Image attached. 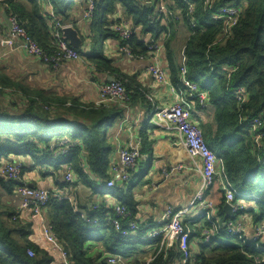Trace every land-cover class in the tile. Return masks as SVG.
<instances>
[{
    "label": "trees",
    "instance_id": "1",
    "mask_svg": "<svg viewBox=\"0 0 264 264\" xmlns=\"http://www.w3.org/2000/svg\"><path fill=\"white\" fill-rule=\"evenodd\" d=\"M93 1L91 20L98 26L101 37L119 40L122 47H128L133 58L141 59L152 57L151 53L156 50L153 45L162 39L172 85L188 89L184 83V79H187L195 83L199 91L207 93L206 106L215 107L217 126L203 132L204 138L222 160L228 179L238 191L236 199L256 202L233 216H227L223 194V203L214 218L207 219L203 212V227L194 225L196 222H193L194 218H189L190 215L185 216L183 223L190 231V242L194 237H199L201 241L196 250L190 248L191 257L184 261V252L178 243L161 253L151 248L149 254L145 248L138 247L137 244L142 242L133 241L132 238L144 236L150 230L141 229L135 235L124 236L109 218L114 217L115 212L112 205L105 201L100 202L97 208L92 202L84 216L68 197L50 190V224L69 251L71 259L75 264H109L107 260L110 255L122 254L128 259L127 264H264V241L229 235L227 232V224L243 213L250 215L254 223L264 221V0H155L157 2L150 5L148 0ZM162 1L170 6L172 13L158 18L155 8ZM28 2L30 7L17 0H4L0 6L9 16H16L27 35L46 53L53 54L58 42L55 33L62 32V28L56 24H72L75 27L70 21L73 20L72 13L77 11L76 6L82 2L84 13L89 9L91 0ZM227 5L238 10V21L231 27L227 26L225 18L219 17L220 9ZM47 8L50 11L46 12ZM120 8L123 13L115 16ZM123 19H128L133 26V34L128 38L115 30ZM180 22H184L190 31L181 63L177 61L171 45L172 32ZM2 26H6V23ZM93 59L100 67L117 72L109 56L96 54ZM182 68L186 69L185 74ZM116 79L125 86L130 97L121 103H131L139 97V92L135 94L129 88L130 82L120 76ZM0 84L5 89L9 88L1 76ZM191 92L200 107L197 93ZM49 108L38 100L22 112L14 113L0 108V168L3 159L21 157L19 160L24 163L20 178L0 176V186L8 194L18 192V188L25 184L24 174L30 167L49 174L62 170L64 187L75 184L76 180L94 186V180L109 179L113 149L101 135V126L113 120L118 113L105 105L71 108L69 112L80 116V120L72 121L65 115H54L48 111ZM255 118L262 121V125L256 129L252 124ZM69 125L79 129L73 133L68 129ZM258 135H261L259 140ZM24 158H31L33 163L26 162ZM69 164L75 174L72 182L65 179V166ZM119 189L121 194L118 192L117 196L120 204L133 216L137 210L135 202L130 199L131 195L124 196L122 185H115L113 192ZM1 209L2 200L0 264H58L55 254L31 241L27 242L31 221L23 223L19 214L15 218L13 212H3ZM95 219L99 220L98 224L93 223ZM20 220L22 222H18ZM127 220L128 217L122 219V224L127 225ZM101 230L104 232L101 233ZM206 231L210 232L208 241ZM30 247L35 249V256L28 254ZM153 255L156 257L149 261Z\"/></svg>",
    "mask_w": 264,
    "mask_h": 264
},
{
    "label": "crops",
    "instance_id": "2",
    "mask_svg": "<svg viewBox=\"0 0 264 264\" xmlns=\"http://www.w3.org/2000/svg\"><path fill=\"white\" fill-rule=\"evenodd\" d=\"M17 1L30 7L28 0ZM81 5L82 2L76 6L77 11L72 13L73 20L70 22L80 32L83 43L78 50L86 57L66 60L59 66L46 64L40 58L28 53L24 42L12 34L11 28L8 27L4 19L6 12L0 6V19L6 23V26L0 27V76L9 87L5 89V93L0 94V108H7L14 113L22 112L26 110L29 104L38 100L45 108L49 106L48 111L54 115H65L72 121L80 120V116L74 112H69L71 108L105 105L107 108L114 109L118 115L113 120L104 122L101 126V135L105 140L107 139L106 141L113 149L109 179L94 180V186H87L76 180L75 184L64 187L62 170L49 174L39 171L38 168L30 167L25 171L24 181L31 187L60 192L59 195L68 197L75 208L86 216L92 202L105 201L109 205L120 202L117 193L119 192L120 195L121 189L113 192V188L108 187L107 183L122 168L119 157L120 150L123 147H138L141 151V158L133 172H139L143 163L150 162L155 178L164 181H155V184L153 183L151 186H149V182V188H147V180L145 176H142L141 180L133 187L125 183L121 185L126 191H124V196L131 195L130 199H133L137 206L134 215L132 216L130 213L127 223L137 220L141 226L140 230L149 231L158 225L164 211L169 206H174L176 209L189 206L203 184L201 162L190 157L185 146L181 144L177 131L167 129L156 123L159 118L158 110L175 102H182L191 109L194 122L198 123L202 131L205 132L209 129H215L217 126L215 107L213 105L199 107L194 99V94L189 89L172 85L170 67L163 47L156 49L151 53L152 57L150 55L146 59L132 58L124 52H120L119 40L101 37L94 20L84 18ZM48 10L50 11V8L45 9L46 12ZM118 11L120 12L116 13L115 16H121L123 13L121 8ZM52 16L55 17V14L52 13ZM181 23L176 24V34L172 32L171 37V45L176 52L175 57L180 63L184 59L183 48L190 36L188 26L184 22ZM65 26H72V24ZM183 38L184 43L181 47L180 42ZM98 44H101L100 48ZM102 53L113 59V66L117 68L116 73L100 67V64L94 61V56ZM154 62L166 72V81L161 82L148 72V67ZM112 76L115 78L120 76L125 81L130 82L129 88L135 94L139 92V97L133 99L131 103H121L118 100L104 101L100 95V87L104 82H111L109 79ZM77 128L69 125L68 129L75 133ZM65 136L69 137V135ZM19 158L21 157L3 159L2 164ZM24 160L29 163L32 162L31 158H24ZM174 167L181 169L173 171L168 178H165L164 171L168 169L171 171ZM217 168L218 178L206 192V198L214 203L216 211L214 216L217 215L218 207L223 203V185L227 177L223 163L219 161ZM0 200H2L3 209L1 210L3 212H13L14 216L19 214L23 223L32 222L27 231V242L31 241L36 246L49 250L42 234V219L31 216L30 211L21 212V195L17 191L8 194L0 186ZM240 201L244 200L239 199L238 203ZM243 203H246L247 208L251 205L249 200ZM197 208L204 210L201 205L196 204L192 208L193 211L191 209L188 213L189 218H194V221L196 219L197 222L195 221L194 225L203 227L204 216L200 215L201 218L191 214V212H197ZM242 217L247 219L242 214L233 222ZM44 218L48 223H51L50 207L45 210ZM218 218L220 220V217ZM21 220L18 222H22ZM11 222L13 221L11 220ZM11 224L14 226L13 223ZM101 231V233L104 232V230ZM252 233H254V228L249 227L245 235L251 236ZM200 241L199 237H194L190 242L191 247L196 250ZM140 242L145 244L144 248L151 254L152 246L148 242Z\"/></svg>",
    "mask_w": 264,
    "mask_h": 264
},
{
    "label": "built area",
    "instance_id": "3",
    "mask_svg": "<svg viewBox=\"0 0 264 264\" xmlns=\"http://www.w3.org/2000/svg\"><path fill=\"white\" fill-rule=\"evenodd\" d=\"M4 0H0V3ZM157 2L155 0H148L147 3L153 4ZM93 7L94 1L91 0L89 9L85 10L83 16L85 19L89 20L93 16ZM158 18H162L163 14H171L172 9L165 1L158 2L155 8ZM219 17L226 19L227 26L231 27L236 24L238 21V10L232 5H227L220 9ZM12 23L11 32L13 35L20 38L28 51L29 54L34 55L41 59L46 64L59 66L63 61L66 60H75L81 59V53L78 49L72 47L70 43L64 38L61 31H57L55 36L58 38L57 50L53 54H48L45 50L31 37H29L24 30L19 25V22L16 16H9ZM3 21L0 19V27H2ZM58 27L63 28L59 22L56 24ZM115 30L120 32L125 38L130 37L133 34V26L128 19H123L122 23L115 26ZM162 39L158 43L153 45L154 49H161L163 47ZM119 51L124 52L130 57H134L128 47L123 46L119 42ZM148 72L150 75L154 76L161 82L166 81V72L158 65L156 62L152 63L148 67ZM182 73H186V69L182 68ZM185 85L190 91L196 92L197 99L200 101V105L205 107L207 105V93L205 91H199L198 86L184 79ZM2 91H5V88L0 84V94ZM242 93V90L238 92ZM100 95L104 101L107 100H118V101H127L129 100V95L125 86L119 81L104 82L100 87ZM158 120L157 124L161 126L175 130L179 134V140L183 144L193 160H199L201 162V175L203 179V184L200 191L197 193L193 201L187 207H182L180 209L174 208V206H169L163 213L161 220L158 225L152 228L148 234L132 238L133 241H144L148 242L152 248L157 250V253H161L163 250H169L175 243H178L179 248L184 252L183 260L187 261L190 257V231L186 229V226L183 223V218L187 216L190 210L196 205L199 204L204 208V214L207 219L211 220L216 211L214 209V203L211 200L206 198L207 190L214 185L216 179L218 178V162L221 163L222 160L217 156V154L210 148L207 141L204 138V134L200 125L193 120L191 109L182 102H175L168 107H164L158 110ZM254 129L262 125L260 118H255L252 120ZM261 135H258V140ZM119 157L122 163V168L118 171V174L112 177L107 186L113 188L117 185V181L121 180L122 183L128 185L127 182L132 177V172L135 171L139 159L141 158L140 148H128L123 147L119 152ZM24 163L17 159L12 162H6L0 168V176H3L8 179H18L21 176L22 168ZM66 175L65 179L68 182H72L75 178L74 170L69 165H66ZM181 169L180 167H174L171 171L166 170L164 174L169 176L173 171ZM226 181L223 185V194L225 195L226 202L233 204L234 214L240 212L241 210L246 209L247 207L243 205V201L238 203L239 199L236 197L239 195L238 191L235 189L233 184L230 182L228 177L225 178ZM18 193L22 197L21 209L22 213L30 211L31 216L35 218L42 219V234L46 245L51 253L55 254L58 260V264H75L71 259L69 251L63 245V243L58 239L56 233L53 231L52 225L46 221L44 218L45 210L47 209L48 202L50 200V191L47 189L31 187L27 184L22 185L18 188ZM257 200V198H256ZM254 203L256 201H253ZM100 205V201L94 202V207L97 208ZM112 209L115 212L114 217H109L113 220L114 225L118 230H122L124 236L135 235L141 228L140 223L137 220L128 222L127 225L122 224V219L129 218L130 211L127 208L117 202L112 205ZM189 215V214H188ZM16 218V216H15ZM248 219V218H247ZM196 221V219H195ZM193 220V222H195ZM99 220L95 219L94 224H98ZM197 222V221H196ZM235 222L238 224L236 227ZM232 222L227 224V232L229 235H238L246 236L247 228L237 222ZM256 230L253 233L252 240H262L264 241V222L260 221L256 223ZM209 231L205 232L206 241L209 240ZM156 240H159L156 242ZM263 248V247H260ZM28 254L30 256H35L36 251L33 248H28ZM156 253V255H157ZM153 255L149 261H152L156 257ZM182 260V261H183ZM109 264H127L128 259L122 254H112L108 257ZM149 264V263H148Z\"/></svg>",
    "mask_w": 264,
    "mask_h": 264
},
{
    "label": "rangeland",
    "instance_id": "4",
    "mask_svg": "<svg viewBox=\"0 0 264 264\" xmlns=\"http://www.w3.org/2000/svg\"><path fill=\"white\" fill-rule=\"evenodd\" d=\"M180 24H182V23L180 22ZM173 33L176 34V28H174ZM180 43H181L180 46L182 47V45L184 43V38H183L182 42H180ZM100 45L101 44H98L99 48H100ZM84 56H85L84 54H81V57H84ZM142 176H145V179L147 180V182H146L147 188H149V186H151V184H153L155 181H161V179H156L155 178L154 170L152 169V165L150 164V162H146V163L142 164L141 169L139 168V172L137 171V172H133L132 173L131 179L129 180V182H127L128 186H132L133 187L134 184L138 183V181L141 180ZM149 182H150V184L148 186ZM244 201H246V200H244ZM250 202L252 203L253 201H250ZM242 204L245 205L246 203H242ZM192 211H193V209H192ZM191 214H193L196 217H198V216L203 214V211L202 210H198V208H197V212H194V213L191 212ZM243 215L246 216V217L248 216V214H244V213H243ZM200 217L202 218V216H200ZM242 218H244V217H242ZM242 218L241 219L238 218L237 222L239 224L243 225V227L245 226L246 228L253 227L254 230L257 231L256 230V223H254V221H253V219L251 218L250 215L248 216V220L246 218H244L245 220L242 219ZM235 224H236V227L238 228V224L236 222H235ZM255 231H254V233H255ZM246 236L247 237H253V233H252L251 236H248V235H246ZM137 245L140 248H144L145 247L144 243H138ZM190 248H191V246H190ZM146 255H148V254L146 253ZM140 257L142 258L143 255L140 256Z\"/></svg>",
    "mask_w": 264,
    "mask_h": 264
},
{
    "label": "water",
    "instance_id": "5",
    "mask_svg": "<svg viewBox=\"0 0 264 264\" xmlns=\"http://www.w3.org/2000/svg\"><path fill=\"white\" fill-rule=\"evenodd\" d=\"M148 5H150V3H148ZM4 19L8 25L9 28L12 27V23L10 21V17L7 13H4ZM63 31V36L65 37V39L67 41H69L70 45L76 49H80L82 47V37L80 35V32L78 31V29L74 26H65L62 29ZM117 79L115 77H111L109 79V81H116ZM144 177V176H143ZM165 178H168V176L164 175ZM142 178V177H141ZM161 181H164L163 179H161ZM122 181L118 180L117 181V185H121ZM155 184V183H154ZM159 185V184H156ZM224 211L227 214V216H233L234 215V206L233 204L226 202V204L224 205Z\"/></svg>",
    "mask_w": 264,
    "mask_h": 264
}]
</instances>
